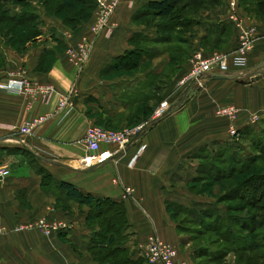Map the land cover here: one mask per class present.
Here are the masks:
<instances>
[{"label": "crops", "instance_id": "0c3cea01", "mask_svg": "<svg viewBox=\"0 0 264 264\" xmlns=\"http://www.w3.org/2000/svg\"><path fill=\"white\" fill-rule=\"evenodd\" d=\"M26 1L21 5L0 0L2 19H7V13L25 19L32 15L38 29L34 38L14 45L10 21L0 22V26L7 24L0 28V83H6L11 73H24L32 80L53 83L59 92L73 87L76 95L67 111L25 135L19 130L22 123L53 111L57 97L29 109L25 96L0 89V169L11 171L0 179V264H108L99 261L93 250L101 246L100 237L105 240L107 234L115 233L103 228L105 224L88 204L68 195L61 181L84 194L124 205L127 224L119 233L127 236L125 247L132 259L149 264L145 245L149 236L157 234L180 249L189 264H197L190 260L189 242L178 232L167 202L193 206L182 197L179 188L185 187L180 183L197 177V160H206L204 153L213 155L231 145L229 123L216 113L219 105L239 108L238 130L257 126L260 120L250 122L251 115L260 119L264 115V17L249 15L239 0L235 6L221 0L209 9L196 10L193 26L167 28L163 26L167 19L140 14L149 0H121L111 27L95 35L91 31L94 8L85 16L83 9L89 8L84 3L68 9L58 0ZM233 13L254 30L248 66L213 75L218 76L215 79L207 77L201 86L184 90L178 82L194 52L237 48L238 27L230 19ZM26 25L16 24L15 30L22 32ZM83 35L90 37L93 48L79 71L65 50ZM138 48L142 49L138 66L110 70L118 56ZM164 100L170 112L142 134L145 150L131 146L105 163L90 167L83 163L86 151L80 141L90 125L107 121L120 128L131 121L138 125L151 120ZM44 169L53 181L44 177ZM125 186L135 191L124 198ZM37 218L60 223L62 228L51 235L36 229L17 230Z\"/></svg>", "mask_w": 264, "mask_h": 264}, {"label": "trees", "instance_id": "16d2710c", "mask_svg": "<svg viewBox=\"0 0 264 264\" xmlns=\"http://www.w3.org/2000/svg\"><path fill=\"white\" fill-rule=\"evenodd\" d=\"M14 3H19L21 5L25 4L26 0H10ZM59 3L68 9H73L77 4L84 3L89 9H83L86 15L91 12L92 8H96V0H58ZM221 3V0H149L147 5L144 8V11H139L148 17H156L161 19H167L166 23H163V26L167 28H186L191 27L195 23V19L192 17V14L198 9H209L212 6L218 5ZM239 4L244 8V10L251 16L255 17H264V0H239ZM84 7V8H87ZM3 15L4 13L1 12ZM141 16V15H140ZM22 16H10L8 13L6 14L7 19H2L0 17V22L2 21H10V31L12 32V28L16 24H24L28 27H24L20 34H11L10 40L14 45L24 44L27 40L34 38L38 34V29L35 27V23L32 19V15L27 17L28 19L22 18ZM147 17V18H148ZM149 21L150 19H145ZM34 23V24H33ZM13 24V26L11 25ZM26 25V26H27ZM3 29L2 26H0ZM7 28V27H5ZM3 31V30H1ZM23 33V34H22ZM26 33V34H25ZM22 34V35H21ZM181 37V36H180ZM170 38L176 39V35H171ZM161 41V39H156ZM163 40V39H162ZM181 41V40H180ZM172 47V46H171ZM170 47V48H171ZM177 47V46H175ZM142 52V49L138 48L132 51L127 52L124 55L118 56L110 65V70L114 72L123 71L135 68L138 66L139 56ZM188 70V69H187ZM186 70V71H187ZM183 102H180L182 104ZM179 104V105H180ZM161 118H159L160 120ZM260 123L263 124L261 127V132L257 131L258 129L253 126H245L242 129H239V133L241 134L243 139L248 140L252 143L255 150L258 152L256 154H249L246 156V164L242 165L240 168L235 166V161L228 162V169L230 173L227 177H232L236 171L239 169V172L246 173L245 168L248 163L255 161L259 156H263L264 154V115L260 119ZM250 138V140H249ZM229 149H234V147L229 146V148H221L220 150L214 152L212 156L207 153H204L205 159L213 160L215 158H219L223 155H226V151L231 153V157L233 160L238 157V153L236 151H230ZM236 149V148H235ZM242 162V161H240ZM245 162H243L244 164ZM209 171H207V167L203 169L207 171V173L214 174V177L219 178V176L225 178L224 169L216 167L215 163L210 161ZM226 169L225 171H227ZM202 170V169H201ZM223 171V172H222ZM221 173V174H220ZM44 177L51 178L52 176L49 171L43 170ZM61 186L67 190L68 195L73 198L79 200L82 203L88 204L92 209H94L97 216L101 219V224L103 228L109 229L111 233L117 234L113 236L106 235V246L96 247L93 252L95 257L101 262H107L108 264H143L142 260H134L130 256V252H128V248L117 244V241L120 240V237H123L122 234L119 233V229L125 227L127 224L126 214L124 205L121 203L115 202L110 198H100L93 196L91 194H84L76 186L69 182L61 181ZM228 196L238 197L242 201V205L244 208L258 209L257 213L249 215L250 220L245 219L243 217L235 216L234 214L225 213L222 214L219 212L218 208L214 207L204 208L202 210H195L193 208L187 209L192 212L199 219L201 218L200 223L204 224L208 222L204 221V218H212L213 220L208 224L211 226V230L214 232H219L221 236L229 244H231L232 250L230 252H237L240 254V259H242L243 255H246V252L253 254L252 256L243 257L246 260V264H252L254 259L258 258L259 261H264V172L249 174L243 180H239L238 183L231 189L230 193H227ZM232 197V198H234ZM261 204V205H259ZM183 206L176 202H167L168 210L171 207ZM189 208V207H187ZM231 209H241V206H234ZM170 212V211H169ZM171 214V213H170ZM171 217H173L171 215ZM204 217V218H203ZM173 219V218H172ZM178 228V226H177ZM221 232V233H220ZM244 232V233H242ZM109 236V237H108ZM103 244V243H102ZM101 244V245H102ZM233 244V245H232ZM104 246V245H102ZM108 249V250H106ZM106 250V251H105ZM198 251L208 252L209 254H214L213 256H209L211 262H216L226 254L222 252L208 251L207 248H198ZM128 252V253H127ZM196 253H198L196 251ZM125 254L123 257L120 255ZM112 260H111V259ZM110 259V261H109ZM258 261V263H259ZM255 264V263H253Z\"/></svg>", "mask_w": 264, "mask_h": 264}, {"label": "built area", "instance_id": "2783aa9c", "mask_svg": "<svg viewBox=\"0 0 264 264\" xmlns=\"http://www.w3.org/2000/svg\"><path fill=\"white\" fill-rule=\"evenodd\" d=\"M121 0H96L95 22L92 30L99 35L109 27L116 8ZM230 5L235 6V0H230ZM230 19L237 23L238 27V46L231 52L215 51L210 54L202 52L194 53L190 67L187 73L179 80L178 84L184 87V90L193 86H201L207 77L213 75H226L233 69H244L248 66L249 53L254 48V30L250 26L242 24L235 13L231 14ZM93 48V41L84 36L77 45L68 47L67 55L70 61L81 71L90 59ZM0 89L7 92L23 95L27 99L29 109L40 102L48 104L53 97H57V106L51 112L37 115L26 119L20 126V132L30 135L44 122L67 111L73 104L76 95L75 88L71 87L66 92H59L53 83H43L30 79L24 73H11L10 78L4 84L0 83ZM183 94V93H182ZM184 96V94H183ZM170 112V104L167 100L160 103L155 110L151 120L145 121L135 126L124 127L121 130H113L98 124L90 125L81 144L85 148L86 155L83 163L86 166H94L107 162L110 159L125 151L131 146H139L143 151L146 144L141 143V136L145 128L154 120L163 118ZM217 114L230 120V133L234 137L239 134L236 126V119L239 109L234 105H223L216 110ZM260 117L256 114L251 115L250 122H257ZM238 137V136H237ZM9 169H0V179L10 175ZM115 182L118 179H114ZM134 192L132 186H125L123 197H127ZM37 228L49 235L62 228L60 223L49 222L45 219H39L30 224H24L17 227L20 229ZM144 256L149 264H189L188 260L179 258V249L171 244L164 242L157 234L148 237L145 245Z\"/></svg>", "mask_w": 264, "mask_h": 264}, {"label": "rangeland", "instance_id": "374dc122", "mask_svg": "<svg viewBox=\"0 0 264 264\" xmlns=\"http://www.w3.org/2000/svg\"><path fill=\"white\" fill-rule=\"evenodd\" d=\"M95 20L96 19H94V21L91 25V31L94 34H96V33L92 30V26H93ZM11 25L13 26V24H11ZM111 25H112V19H110L109 27H107L105 30L109 29L111 27ZM2 27H7V24L2 26ZM15 28H16V26H14L12 28V33L14 35L20 34L19 31L15 30ZM102 33H100V34H102ZM84 36L90 38L88 35H83L79 39V41ZM236 39H237V44H238V35H236ZM67 49L65 50V54L69 59V56L67 55ZM215 51H222V50H215ZM215 51H212L210 53H213ZM196 52H200V51H196ZM196 52H194V53H196ZM222 52H226V51H222ZM194 53H193V55H194ZM210 53H207V54H210ZM193 55H192V57H193ZM192 57H191V59H192ZM191 59L189 61L187 69H189V67H190ZM69 61H70V59H69ZM187 71L185 72V74L187 73ZM156 85H157V83H156ZM221 106H223V105H219L217 108H219ZM234 106L237 107L236 105H234ZM239 112H240V110H239ZM239 112H238L236 122H237L238 117H239ZM223 118L229 123V129H230V120L226 117H223ZM96 124L104 126L106 128L113 129V130H121L122 128L127 127V126L131 127V126L137 125V123L134 121H131L128 125H126L122 128L113 126L110 121L103 122V123H96ZM261 127H263V124L260 123V121L257 122V126H256V128L258 129L257 131L261 132V129H262ZM249 140H250V138H249ZM230 146L234 147V149H229L230 151L232 150V151H236L238 153L237 154L238 157L236 158V160H235V158H234V160L232 158H230L231 153L229 151H226V153H225L226 155H223L219 158H215L213 160H210L211 158L206 159V160H204V159L203 160H197V163H199L198 164L199 169L197 170V173H198L197 177H195L190 182L187 181L186 184L180 183L181 186L185 187V189L179 188V190L182 192L181 194L184 193L182 195V197L187 198V202H190V204H193V206L183 205L181 207L177 206L176 208L171 207L169 209L171 215L173 216L172 218L176 223V226H178V228H177L178 232L186 235V237H187V242H189V245H187L186 248L190 252V260H193L197 264H246L247 262H246V260L243 259V257L253 255V254H250L249 252H246V255H243L242 259H240L239 253L230 252V250H232L231 244H229L227 242V240H225L223 238V236H221L219 234V232L212 231L211 226H208V224L213 220L212 218H208V217L204 218L203 217L204 221L208 222V224L205 223V225H204V224L200 223L201 218L199 219L192 212L187 210V209H191V208H193L195 210H197V209L202 210L204 208H209V207H214L215 209H217V207H218L219 212L222 214H225V213L231 214L232 213L235 216L243 217V218L248 219V220H250L249 215H252V214L258 212V209H256V208H253V210L248 209V208H244V206L242 205L243 204L242 201L238 197H234V196L230 197L227 195V193H230L231 189H233V187L238 183L239 180H243L249 174H252V173L256 174V173H263L264 172V154H263V156L262 155L259 156L255 161H252L251 163L247 164V166L245 168L246 173H243L244 171L240 173L239 169H238L232 177L228 178L227 175L230 174V173H228L229 172L228 164H227L228 162L235 161V166H237V168H240L242 165H245L247 163L246 162L247 161L246 160L247 155H249L251 153L257 155V153H258L255 150L252 143L246 139H243L240 133L238 135L232 137V142H231ZM209 155L212 156L211 153H209ZM210 161L215 163L216 167L224 169L223 171L226 175L225 178L219 176V178H217V180H216V178L214 177L215 173L214 174H211L209 172L207 173V171H209L208 167H210V164H209ZM240 161H242V162H240ZM243 162H245V163L243 164ZM205 167H207L206 168L207 171L203 172V169ZM226 169H228V170L225 171ZM134 191H135V188H134ZM232 197H234V198H232ZM205 205H207V207ZM259 205H261V204H259ZM234 206H241V209H231ZM187 207H189V208H187ZM145 214L147 216H149L146 212H145ZM39 219H45L49 222H52L47 218H37V219L31 220L25 224L33 223ZM31 229L39 230L37 228H31ZM31 229H20V230H31ZM39 231H41V230H39ZM42 233L45 234L44 232H42ZM242 233H244V232H242ZM51 234H49V235H51ZM126 240H127V236L120 237V240L117 241V244L125 246ZM100 241H102V243L106 242V240L102 239V237H100ZM100 247L104 248L105 246L101 245ZM199 247L200 248H202V247L207 248V250L211 251V253H212V251H215V253L223 251L226 255L223 256L222 258H220L216 262H211L209 256H213L214 254L213 253L209 254L206 251L205 252L198 251L197 249ZM106 250H108V249H106ZM193 250H194V253L191 252ZM196 251L198 253H196ZM128 252H129V248H128ZM124 255L125 254L120 255V257H123ZM179 258L186 259V256H184L182 254L180 249H179ZM110 259H109V261H110ZM258 261H259L258 258L256 260L254 259L253 263L264 264V261H259V263H258Z\"/></svg>", "mask_w": 264, "mask_h": 264}, {"label": "water", "instance_id": "95a60500", "mask_svg": "<svg viewBox=\"0 0 264 264\" xmlns=\"http://www.w3.org/2000/svg\"><path fill=\"white\" fill-rule=\"evenodd\" d=\"M215 78H218V76H213V77H210V79H215ZM187 92V91H186ZM159 121V119H156V120H154V121H152L146 128H145V130H144V132L145 131H147L154 123H156V122H158ZM43 159H45V158H43ZM47 160V159H46ZM50 162H52V163H54V164H57V165H59V166H62V167H66V168H70V169H73L69 164H67V163H63V162H60V161H56V160H49Z\"/></svg>", "mask_w": 264, "mask_h": 264}]
</instances>
